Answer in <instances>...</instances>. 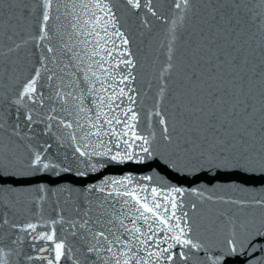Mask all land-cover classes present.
<instances>
[{"label": "snow or ice", "instance_id": "6c2138e0", "mask_svg": "<svg viewBox=\"0 0 264 264\" xmlns=\"http://www.w3.org/2000/svg\"><path fill=\"white\" fill-rule=\"evenodd\" d=\"M54 3L57 12L64 8L65 20L72 17L69 20L71 44L50 27ZM126 4L129 10L147 9L152 16L161 19L152 9V0H126ZM172 6L177 13H182L181 49H189L194 38L199 42L195 52H188L191 59L188 63L183 60L181 50L176 57L175 27L169 30L167 64L160 73L155 103L147 115L150 129L156 118L155 127L144 135L138 131L140 115L134 107L136 98L129 95L135 91L129 86L135 80L131 71L135 64L132 59L123 58L129 56L127 50L120 53L119 60L110 63V58L114 59L113 49L105 47L113 37L122 45L129 44L117 27L114 6H110L108 0H39L38 31L19 41L16 37L21 34L16 30L17 25L10 22L17 15L21 18L31 15L34 9L29 7V0H8L0 4V105L16 109L13 124L9 122V113L0 107V141L4 136L12 142H17L13 138L31 139L22 134L20 121L23 120L29 132L39 123L44 126L41 135L79 141L74 151L89 161L96 156L123 162L137 154L133 149L151 156L153 141L158 136V143L169 149L175 158L172 163L187 158L188 163L231 162L238 166L259 164L264 167V0H173ZM9 8L16 12L7 15L5 20L2 10ZM200 9L206 10V28L196 30L190 22ZM55 19L59 21L61 16L56 15ZM172 23L174 25L175 21ZM109 29L114 31L110 33ZM56 35L61 39L58 46H53L51 41ZM73 37L84 38L77 43ZM253 37L259 41L256 47L245 48ZM29 44L46 54L38 57L39 66L17 86L16 61L20 50ZM118 46L113 41V47ZM253 56L257 63L250 59ZM49 65L57 66L59 74ZM69 76L74 78L65 83ZM5 80L11 94L3 91ZM256 83L261 86L258 100L250 95ZM125 100L129 103L122 107ZM45 108L48 111L41 115L40 110ZM21 109L27 111L21 112ZM257 113H260L259 127L252 119ZM37 115H40L39 120ZM113 143L118 149L114 154L110 146ZM89 147L92 151H87ZM28 166L34 170L56 167L38 151L32 154ZM131 183L126 177L90 188L89 192L98 194L94 201L86 197L84 202L73 206L74 216L64 219L57 213V218L48 226L69 225L66 231L81 242L75 251L80 252L83 264H175L176 260L190 264L198 259L203 243L194 238L196 222L183 211L184 204L178 199L183 197V190L173 188L161 197L157 189L152 188L149 199L141 195L146 190L144 187L137 191L136 187H129ZM115 185L119 188L113 187ZM38 192L33 204L44 200V189ZM206 199L235 205L237 209L246 207L243 202L223 197ZM258 203L264 207V201ZM191 208L195 211L197 205L193 203ZM232 211V208L216 209L208 229L233 220L228 215ZM8 223L7 219L3 220L4 225ZM11 227L29 236L37 232V225L31 222ZM34 239L49 243L54 253L51 259H36H46L47 264L72 259L73 264H80L79 258L70 255L74 249L59 238L54 229L39 233ZM227 244L232 251L236 250L234 239H229ZM174 250H178L176 254ZM39 251L48 249L41 247ZM7 255L0 249V264H8ZM209 260L210 264H219L216 257Z\"/></svg>", "mask_w": 264, "mask_h": 264}, {"label": "water", "instance_id": "95a60500", "mask_svg": "<svg viewBox=\"0 0 264 264\" xmlns=\"http://www.w3.org/2000/svg\"><path fill=\"white\" fill-rule=\"evenodd\" d=\"M8 0H0V4L7 3ZM116 17L117 27L125 34L129 40L128 45H122L116 37H113L105 47L113 49L110 63H114L121 58L120 53L127 50L128 57L132 59L135 67L132 68V74L135 80L129 85L134 92L129 93L136 98L135 110L140 115V124L138 131L148 135L155 127L153 118V128H149L147 115L152 109L157 96L159 86V76L162 69L167 64V45L171 39L170 29L175 27L174 44L176 57L180 50L183 60L191 63L188 52H195L198 39L194 38L191 47L187 50L181 49V41L184 35V28L181 27L180 15L174 9L173 0H152V9L156 11L161 19L152 16L147 9L129 10L126 0H108ZM39 0H29V7L34 9L31 15L21 18L18 15L10 22L17 25V31L21 36L16 37L17 41L21 37L28 38L38 31V18L40 9L37 8ZM170 6L171 10H170ZM7 15H15L16 9L9 8L2 10ZM65 10L60 8L56 10L54 3L50 21V27L53 31L63 34V40L72 43L69 36L72 29L69 26V20L64 19ZM56 15L61 19L57 21ZM103 15V13H100ZM206 19V10L200 9L197 15L191 20V26L200 30L206 28L204 20ZM173 21L175 24L173 25ZM145 23L147 26H145ZM187 27V21H184ZM113 29H109L111 33ZM103 35V33H101ZM251 35V32H249ZM81 38H75L79 41ZM60 35L53 37L51 45L58 46ZM93 40L92 37H87ZM113 41L118 47H113ZM258 38L253 37L245 48L249 45L255 48ZM92 45H89L91 47ZM79 50V49H77ZM46 54L41 49H37L33 44L27 45L19 52L16 61L15 77L17 86L22 84L38 65V57ZM98 58V57H97ZM253 63H257L255 57H250ZM65 62H67L65 60ZM49 67L56 68L59 74V68L55 65ZM123 67V66H122ZM77 75H80L77 73ZM74 77H66L65 83ZM227 78V74H225ZM250 95L259 99L261 86L256 83L253 86ZM45 92L48 91L45 85ZM247 90V85H245ZM5 93H9L8 81L5 80ZM11 94V93H9ZM87 102V101H86ZM231 100H229V103ZM251 104V101H248ZM129 102L125 100L122 107ZM6 113H9V122L16 123L15 108L9 109L7 105H0ZM37 107H39L37 105ZM259 107V104H256ZM21 112L27 109H21ZM48 111L47 108L40 110V114ZM40 115H37L39 120ZM68 119H72L68 117ZM253 123L259 127L260 113L253 118ZM22 134L31 136V139L18 140L13 138L9 141L4 136L0 141V249L8 255L5 257L8 264H47L46 259H36V257H47L51 259L54 256L51 245L44 241L35 240L34 237L39 233H48L55 230L59 238L67 241V244L74 249L70 253L73 258H79L80 264H83V257L79 251L81 242L74 240L70 235L68 224H57L49 227L51 220L57 218V213H61L64 219L74 216L72 208L76 203L84 202L85 198L95 200V195L89 192L90 188L99 187L105 181L124 180L126 177L131 179L129 187H140L146 190L141 195H147L151 199V189L156 188L161 197L173 188L183 190V197H178L184 204L183 211H187L189 216L196 222L194 238L202 241L203 247L198 253V259H193L190 264H210V257H216L219 264H264V207L258 202L264 201V167L259 164L251 166H238L235 163H188L187 158L172 163L175 158L171 155L169 149H165L157 140L153 141L152 155L149 156L137 149H133L137 154L132 159H126L123 162L113 161L108 158H99L93 156L91 161L80 157L75 153L74 148L79 146V141L61 137L56 139L47 135H41L42 124L34 125L31 132L27 129L25 122L20 121ZM119 127V126H118ZM78 135V134H77ZM95 140V137L91 138ZM109 138H105L106 142ZM51 145V147H48ZM113 148V154L118 151L115 144L110 145ZM258 146V145H257ZM40 152L42 157L56 167L48 170H34L29 167L31 156L35 152ZM87 151H92L89 147ZM95 165L92 167L91 165ZM113 187L119 188L118 185ZM44 189V200L33 204L35 197L40 194L39 189ZM111 190V188H109ZM195 190V194H193ZM226 198L243 202L246 207L237 209L235 205H224L221 203H212L206 197ZM163 202V200H161ZM195 203L197 209L194 211L191 205ZM220 208H232L228 213L233 220H227L223 224H217L212 230L207 225L211 217L215 215V210ZM7 219L9 223L3 224ZM37 225V232L28 233L19 232L11 227L12 224L23 226L27 223ZM259 230V231H258ZM158 238H162L158 237ZM234 239L236 241L235 251L228 246L227 241ZM13 241H17L13 243ZM166 246V245H165ZM41 247L47 248V252H41ZM156 250V249H152ZM178 250H174L176 254ZM31 256L33 259L29 260ZM61 264H73L72 259L61 261ZM175 264H184L183 261L176 260Z\"/></svg>", "mask_w": 264, "mask_h": 264}]
</instances>
